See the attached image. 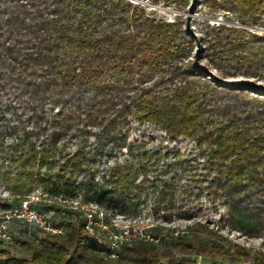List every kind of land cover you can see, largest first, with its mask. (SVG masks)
Returning <instances> with one entry per match:
<instances>
[{
    "label": "trees",
    "instance_id": "trees-1",
    "mask_svg": "<svg viewBox=\"0 0 264 264\" xmlns=\"http://www.w3.org/2000/svg\"><path fill=\"white\" fill-rule=\"evenodd\" d=\"M231 1L245 24L256 23L258 10L264 11L262 0ZM230 41L219 59L264 79L257 52L246 41ZM188 42L180 21L151 16L140 1L0 0V158L15 166L3 170L4 187L20 198L38 188L50 197L81 195L85 202L135 215L143 184L136 183L138 172L146 173L144 162L159 154L143 149V141H128L136 119L153 123L170 139L193 140L205 155L202 189L245 226L264 224V87L214 78L188 58ZM91 138L105 156L123 148L128 153L100 180L87 168L94 161ZM135 157L140 160L133 168ZM174 207L170 196L168 209ZM194 213L180 206L168 216ZM87 251L99 255L85 238L83 222L67 221L65 235L44 234L28 257L9 263L72 264ZM133 251L121 252L124 264H154L147 248ZM102 259L86 261L122 264ZM176 262L196 264L186 257L169 264Z\"/></svg>",
    "mask_w": 264,
    "mask_h": 264
},
{
    "label": "rangeland",
    "instance_id": "rangeland-1",
    "mask_svg": "<svg viewBox=\"0 0 264 264\" xmlns=\"http://www.w3.org/2000/svg\"><path fill=\"white\" fill-rule=\"evenodd\" d=\"M132 1L144 4L151 16L180 21L183 34L189 39L188 58L206 73L227 82L247 80L264 87V79L258 74L249 76L242 66L228 67L219 59L220 55L222 57L227 52L230 40H240L246 41V47H252L257 57L264 61V26L261 21L264 11L261 8L257 12L258 21L245 24L240 22L239 8L231 0H187L183 8L150 0ZM217 38L223 44L221 48L218 47ZM128 141L135 145L143 141V149L159 152L153 153L144 162L146 167L149 166L146 173L141 170L138 172L136 183L143 180L138 211L135 215H126L136 218V223L141 226L152 225V231L159 239L157 242H132L122 248V256L133 254V249L140 247L147 248L154 264H169L172 259L182 257L194 259L196 264H264V224L256 226L250 223L245 226L237 220L236 215L229 214L228 206L221 204L214 193L208 194L202 189L206 183L202 179L205 155L193 140L185 136L170 139L153 123L132 119ZM88 143L94 161L87 168L94 171L96 180H100L107 169L122 164L128 157L125 148L108 157L104 155V148L93 144V138ZM138 160L139 157L132 159L133 168L139 165ZM5 169L13 170L15 166L0 158V223L3 216L16 208L23 199L39 197L42 192L38 188L23 198L12 195L4 187L2 172ZM164 192L166 195L162 201ZM170 196L175 198V207L168 209ZM71 199L83 201L81 195ZM180 206L194 210L195 215L191 218L168 216L169 212H174ZM62 220L60 217L55 218L56 223ZM70 221L77 224L79 219L75 217ZM5 225L9 238L0 237V264H10L11 258L28 257L32 244L44 237L43 233L16 218L10 219ZM93 255L87 251L72 264H87L86 258L98 259V254ZM105 259L121 260L122 264L125 260L124 257L102 260Z\"/></svg>",
    "mask_w": 264,
    "mask_h": 264
},
{
    "label": "built area",
    "instance_id": "built-area-1",
    "mask_svg": "<svg viewBox=\"0 0 264 264\" xmlns=\"http://www.w3.org/2000/svg\"><path fill=\"white\" fill-rule=\"evenodd\" d=\"M63 219L56 223L55 218ZM78 218L83 222L85 238L92 242L103 258H120L124 246L132 242H157L151 226H141L136 218L106 209L95 202L50 197L41 192L39 197L23 199L16 208L3 216L0 237L9 238L5 223L19 219L28 227L43 234L65 235L66 222Z\"/></svg>",
    "mask_w": 264,
    "mask_h": 264
},
{
    "label": "water",
    "instance_id": "water-1",
    "mask_svg": "<svg viewBox=\"0 0 264 264\" xmlns=\"http://www.w3.org/2000/svg\"><path fill=\"white\" fill-rule=\"evenodd\" d=\"M179 263H181V262H176L175 264H179Z\"/></svg>",
    "mask_w": 264,
    "mask_h": 264
}]
</instances>
